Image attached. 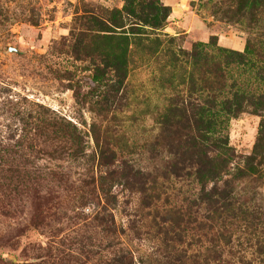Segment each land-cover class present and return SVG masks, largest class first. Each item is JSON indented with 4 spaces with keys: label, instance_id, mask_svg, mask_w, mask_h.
Segmentation results:
<instances>
[{
    "label": "rangeland",
    "instance_id": "1",
    "mask_svg": "<svg viewBox=\"0 0 264 264\" xmlns=\"http://www.w3.org/2000/svg\"><path fill=\"white\" fill-rule=\"evenodd\" d=\"M159 2L171 10L158 31L162 37L185 49L207 44L220 66L218 48L244 53L252 66L232 63L226 73L246 90L264 92V0ZM123 4L0 0V264H116L128 252L133 264H165L169 248L143 216L141 194L114 183L115 198L107 201L98 185L105 148L117 155L114 165L122 156L150 170L164 155L150 144L158 132L154 114L167 93L156 82V63L135 55L126 86L103 103L104 88L92 74L95 54L75 37L84 28V10ZM261 120L264 112L251 109L228 119L223 133L237 153H251ZM261 170L237 189L264 214Z\"/></svg>",
    "mask_w": 264,
    "mask_h": 264
},
{
    "label": "trees",
    "instance_id": "2",
    "mask_svg": "<svg viewBox=\"0 0 264 264\" xmlns=\"http://www.w3.org/2000/svg\"><path fill=\"white\" fill-rule=\"evenodd\" d=\"M123 2L121 9L84 10V28L75 37L88 41L95 54L92 74L104 88L103 103L126 86L135 55L156 63V82L167 93L154 114L158 132L150 144L164 155L150 170L122 156L114 165L115 152L101 150L106 169L100 191L110 201L111 184L125 183L141 194L143 216L169 248L165 264H264V214L241 200L237 189L238 182L263 175L264 120L249 154L237 153L223 133L229 118L247 109L264 112V92L246 90L225 71L232 63L249 69L252 62L244 53L218 48L220 66L205 51L207 44L175 47L173 37L158 32L169 6L159 0ZM100 39L107 42L103 47L95 45ZM129 254L116 264H133Z\"/></svg>",
    "mask_w": 264,
    "mask_h": 264
},
{
    "label": "water",
    "instance_id": "3",
    "mask_svg": "<svg viewBox=\"0 0 264 264\" xmlns=\"http://www.w3.org/2000/svg\"><path fill=\"white\" fill-rule=\"evenodd\" d=\"M10 49H12V48H10Z\"/></svg>",
    "mask_w": 264,
    "mask_h": 264
}]
</instances>
